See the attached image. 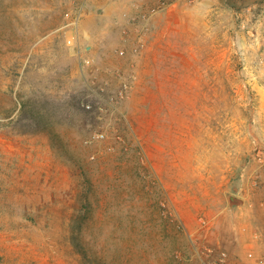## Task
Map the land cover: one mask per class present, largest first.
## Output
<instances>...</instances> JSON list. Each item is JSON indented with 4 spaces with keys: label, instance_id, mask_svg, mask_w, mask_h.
<instances>
[{
    "label": "rangeland",
    "instance_id": "374dc122",
    "mask_svg": "<svg viewBox=\"0 0 264 264\" xmlns=\"http://www.w3.org/2000/svg\"><path fill=\"white\" fill-rule=\"evenodd\" d=\"M87 182L134 264H264V0H0V264H81Z\"/></svg>",
    "mask_w": 264,
    "mask_h": 264
},
{
    "label": "trees",
    "instance_id": "16d2710c",
    "mask_svg": "<svg viewBox=\"0 0 264 264\" xmlns=\"http://www.w3.org/2000/svg\"><path fill=\"white\" fill-rule=\"evenodd\" d=\"M128 150V147L125 148L124 155L128 154L126 153ZM96 185L97 182H87L80 194L83 205L77 209L71 221V244L81 255V264H134L135 233H137V214L134 211L135 196L123 197L121 202V199H113L109 194L101 196L97 192ZM124 187L122 185V189ZM109 189L110 187L107 190ZM143 201L145 211L144 216L141 215L143 224L141 230L147 235L156 219L148 212L152 204L147 198ZM159 218L165 219L160 213ZM170 226L178 234L183 229L177 219H172ZM166 236L163 230L158 235L159 242H164ZM147 248L148 245L145 246V249Z\"/></svg>",
    "mask_w": 264,
    "mask_h": 264
},
{
    "label": "built area",
    "instance_id": "2783aa9c",
    "mask_svg": "<svg viewBox=\"0 0 264 264\" xmlns=\"http://www.w3.org/2000/svg\"><path fill=\"white\" fill-rule=\"evenodd\" d=\"M164 6H165V2H164V1H161V2L159 3V5H158V8H162V7H164ZM158 8H152V9H151V12H155ZM120 94H121V96L123 95L122 92H121Z\"/></svg>",
    "mask_w": 264,
    "mask_h": 264
},
{
    "label": "water",
    "instance_id": "95a60500",
    "mask_svg": "<svg viewBox=\"0 0 264 264\" xmlns=\"http://www.w3.org/2000/svg\"><path fill=\"white\" fill-rule=\"evenodd\" d=\"M231 199H233V203H238L239 201L235 198V197H232Z\"/></svg>",
    "mask_w": 264,
    "mask_h": 264
}]
</instances>
